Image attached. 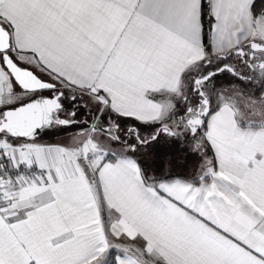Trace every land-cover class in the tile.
<instances>
[{"label": "snow or ice", "instance_id": "snow-or-ice-1", "mask_svg": "<svg viewBox=\"0 0 264 264\" xmlns=\"http://www.w3.org/2000/svg\"><path fill=\"white\" fill-rule=\"evenodd\" d=\"M0 264H264V0H0Z\"/></svg>", "mask_w": 264, "mask_h": 264}, {"label": "crops", "instance_id": "crops-1", "mask_svg": "<svg viewBox=\"0 0 264 264\" xmlns=\"http://www.w3.org/2000/svg\"><path fill=\"white\" fill-rule=\"evenodd\" d=\"M59 137V136H57ZM57 137H54V138H50L48 136H45L43 137V141L44 142H48V143H56V142H59L58 141V138ZM57 139V140H56ZM189 165H192L194 167V158L192 157H189L188 160L184 163L183 165V170L185 172H187L188 168H189ZM179 167V166H178Z\"/></svg>", "mask_w": 264, "mask_h": 264}, {"label": "rangeland", "instance_id": "rangeland-1", "mask_svg": "<svg viewBox=\"0 0 264 264\" xmlns=\"http://www.w3.org/2000/svg\"><path fill=\"white\" fill-rule=\"evenodd\" d=\"M48 137H50V138H54V137H57V136H51V135H49ZM58 138V141L59 142H65L66 141V137L65 136H59V137H57ZM57 140V139H56Z\"/></svg>", "mask_w": 264, "mask_h": 264}]
</instances>
